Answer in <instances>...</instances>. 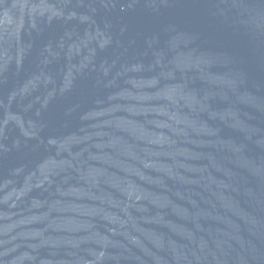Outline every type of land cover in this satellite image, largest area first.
Listing matches in <instances>:
<instances>
[{
    "label": "water",
    "instance_id": "1",
    "mask_svg": "<svg viewBox=\"0 0 264 264\" xmlns=\"http://www.w3.org/2000/svg\"><path fill=\"white\" fill-rule=\"evenodd\" d=\"M0 264H264V0H0Z\"/></svg>",
    "mask_w": 264,
    "mask_h": 264
}]
</instances>
